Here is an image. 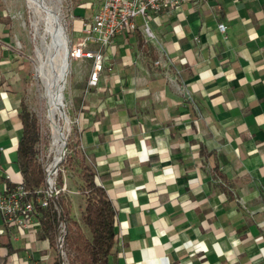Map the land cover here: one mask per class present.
I'll return each instance as SVG.
<instances>
[{"label":"crops","instance_id":"0c3cea01","mask_svg":"<svg viewBox=\"0 0 264 264\" xmlns=\"http://www.w3.org/2000/svg\"><path fill=\"white\" fill-rule=\"evenodd\" d=\"M148 17L154 39L138 17V30L104 50L98 84L85 89L83 60L85 82L70 86L80 161L115 210L109 264H264V0ZM12 47L0 38V190L21 180L12 83L24 57ZM39 228L7 227L0 264H58Z\"/></svg>","mask_w":264,"mask_h":264},{"label":"rangeland","instance_id":"374dc122","mask_svg":"<svg viewBox=\"0 0 264 264\" xmlns=\"http://www.w3.org/2000/svg\"><path fill=\"white\" fill-rule=\"evenodd\" d=\"M92 8V0H0V9L4 14V19L0 21V38L8 40L13 46L12 49L21 52L24 57L22 69H15L12 86L17 94L18 109L25 108L37 118L40 136L36 144V157L44 169L46 164L53 160L56 150L48 102L44 94L45 85L38 69L42 62L47 75L57 69L62 61L63 52L60 47L54 50L56 43L47 29L49 13L56 17L68 36L67 39L71 38L74 44L81 36L82 19L90 16ZM7 21L10 22L9 31L4 30ZM84 63L79 61L69 63L65 84L59 88L65 114L56 113L54 116V121L61 125L70 149V157L61 166L62 176L63 174L67 176L74 188H79L78 186L82 184L78 170H81L82 163H87L84 160L80 161V152L76 146V129L69 122L73 118L72 105L76 106L79 102L77 97L71 95L70 86L84 84L87 76V66ZM78 164L80 169L76 168ZM73 196L72 215L77 211L76 203L83 204L84 200L83 194Z\"/></svg>","mask_w":264,"mask_h":264},{"label":"trees","instance_id":"16d2710c","mask_svg":"<svg viewBox=\"0 0 264 264\" xmlns=\"http://www.w3.org/2000/svg\"><path fill=\"white\" fill-rule=\"evenodd\" d=\"M22 134L15 151V162L21 176L20 183L34 190L46 187V173L36 157V144L39 141L37 118L27 109L18 111ZM69 143L67 153L59 165L55 185L63 182L61 166L70 157ZM72 155V154H71ZM79 171L80 194L83 204L79 203L76 218L71 213L70 195L59 193L49 199L46 207L35 205L39 221V238H47L57 250V263H61L62 254L66 264H109V255L115 243V210L107 197L103 186L96 183L95 171L90 163H82ZM11 184V183H10ZM64 230L60 232L59 223ZM61 234L62 246L57 247V237Z\"/></svg>","mask_w":264,"mask_h":264},{"label":"built area","instance_id":"2783aa9c","mask_svg":"<svg viewBox=\"0 0 264 264\" xmlns=\"http://www.w3.org/2000/svg\"><path fill=\"white\" fill-rule=\"evenodd\" d=\"M201 0H92L93 8L90 16L82 19L81 36L73 44L68 39L66 55L68 65L71 61L91 60L85 89L88 90L98 84L100 73L103 70L104 50L114 42L116 36H125L135 32L139 28L137 18H142L141 31L145 38L154 39L149 26V13H158L164 9L176 8L184 3H196ZM220 31L225 30L223 23H218ZM68 120V119H67ZM72 126L78 124V118L69 120ZM48 165L45 173L48 174ZM59 168V167H58ZM57 172L50 175L55 189L46 187L28 189L24 184H5L0 190V214L3 218V227H0V235L8 228H18L22 231H31L35 223L39 224L35 212V205L46 207L49 199L59 193L68 195L80 193L79 188L68 187L63 174L61 186L55 185ZM60 232L64 230L63 223H59ZM62 235L57 237V247L62 246ZM61 264H66L64 252L61 251Z\"/></svg>","mask_w":264,"mask_h":264},{"label":"bare ground","instance_id":"6f19581e","mask_svg":"<svg viewBox=\"0 0 264 264\" xmlns=\"http://www.w3.org/2000/svg\"><path fill=\"white\" fill-rule=\"evenodd\" d=\"M33 1V0H31ZM48 25L47 29L51 32L53 35V40L56 43V48L54 50H57V47L62 49V61L57 69H54L51 73L48 75L44 72V63L42 62L40 64V67L38 69V72L40 73L42 80L44 81L45 85V97L47 98L48 102V113L49 118L52 122V128H53V142L55 145L56 154L53 158V160L48 165V173L49 175L53 174V169L55 166V161L58 160L60 149L62 146V138L59 133V129L57 126H59L58 123L54 121V116L56 113H59L62 115V107L60 104V100L62 102V94L59 92V88L61 85L65 84L66 77H67V71H68V60L66 55V48H67V35L65 31L63 30V27L59 25L57 19L55 16H53L51 13H49L48 17ZM57 27V28H56ZM55 47V46H54ZM53 67H55L53 65ZM56 70V72H55ZM63 103V102H62ZM62 118V117H61Z\"/></svg>","mask_w":264,"mask_h":264},{"label":"water","instance_id":"95a60500","mask_svg":"<svg viewBox=\"0 0 264 264\" xmlns=\"http://www.w3.org/2000/svg\"><path fill=\"white\" fill-rule=\"evenodd\" d=\"M60 104H61V107H62V112H63V115L65 114V111L63 110V104L60 100ZM58 129H59V133H60V136L62 138V146H61V149H60V154H59V158L57 161H55V166H54V169H53V174L56 173L57 169H58V166L59 164L61 163L63 157H64V154H65V151L67 149V142H66V137L61 129V125L57 126ZM46 180H47V186L51 189V190H54L55 189V186H54V183H53V180L51 179L49 173L46 175Z\"/></svg>","mask_w":264,"mask_h":264}]
</instances>
